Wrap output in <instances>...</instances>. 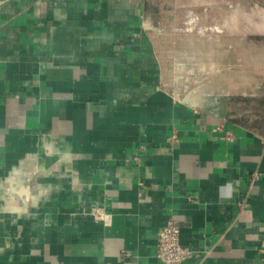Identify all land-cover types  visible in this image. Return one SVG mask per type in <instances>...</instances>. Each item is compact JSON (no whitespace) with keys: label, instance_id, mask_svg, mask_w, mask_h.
Instances as JSON below:
<instances>
[{"label":"crops","instance_id":"0c3cea01","mask_svg":"<svg viewBox=\"0 0 264 264\" xmlns=\"http://www.w3.org/2000/svg\"><path fill=\"white\" fill-rule=\"evenodd\" d=\"M153 14L0 0V264H161L170 216L181 264H264V135L168 88Z\"/></svg>","mask_w":264,"mask_h":264},{"label":"rangeland","instance_id":"374dc122","mask_svg":"<svg viewBox=\"0 0 264 264\" xmlns=\"http://www.w3.org/2000/svg\"><path fill=\"white\" fill-rule=\"evenodd\" d=\"M150 11L168 88L224 106L264 87V0H150Z\"/></svg>","mask_w":264,"mask_h":264},{"label":"built area","instance_id":"2783aa9c","mask_svg":"<svg viewBox=\"0 0 264 264\" xmlns=\"http://www.w3.org/2000/svg\"><path fill=\"white\" fill-rule=\"evenodd\" d=\"M206 31L203 29L202 32ZM178 97V96H176ZM214 104L219 103L217 98H211ZM220 130V128H217ZM94 218H101L97 210L92 211ZM180 231L177 221L168 217L165 225L159 230L156 238L155 256L161 264H181L192 256V252L180 244Z\"/></svg>","mask_w":264,"mask_h":264},{"label":"trees","instance_id":"16d2710c","mask_svg":"<svg viewBox=\"0 0 264 264\" xmlns=\"http://www.w3.org/2000/svg\"><path fill=\"white\" fill-rule=\"evenodd\" d=\"M226 105L230 115L239 116V124L264 135V87L245 96H232Z\"/></svg>","mask_w":264,"mask_h":264}]
</instances>
